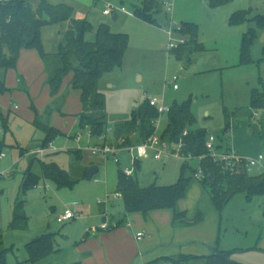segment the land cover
Listing matches in <instances>:
<instances>
[{
	"label": "rangeland",
	"instance_id": "374dc122",
	"mask_svg": "<svg viewBox=\"0 0 264 264\" xmlns=\"http://www.w3.org/2000/svg\"><path fill=\"white\" fill-rule=\"evenodd\" d=\"M24 1L34 4L35 0ZM67 2H72L67 5L74 11L87 13L92 30L86 33V40L94 39L100 24L128 36L122 66L104 74L98 84L105 98L109 129L105 141L94 138L88 130H79L80 93L67 87L72 73L63 80L57 97L51 98L38 52L35 49L20 51L15 66L3 73L5 86L10 91L0 95V109L7 119L6 130L0 122V151L5 154L0 160V171L6 172L0 178V239L1 248L7 249L5 262L16 264L27 260L25 244L44 234H53L54 247L59 250L49 256L51 264L81 262L83 252L92 254L93 249V256L96 255L95 249L89 248L94 240L101 245L103 253L99 234L115 228L121 220L120 226L131 232L133 244L139 251L130 264H147L161 256L176 258L180 252L202 256L214 251H224L241 264H264V194L247 198L244 193H236L219 211L212 207L208 194L194 181L178 206L187 210L188 217L200 209L205 218L197 225L180 227L172 222L170 209L165 210L169 212L167 218L143 216L139 212L126 214L116 185L117 169L131 170L134 174L135 160L139 163L137 179L141 187L171 185L179 177L182 159L163 149L159 142L143 157L137 156L135 148L117 149L118 163L112 155L92 153L95 145H114V122L128 118L146 99L156 98L159 104L168 107L174 101H190L196 120L192 128L205 129L217 143L228 144L242 157L264 156V109H253L250 105L252 91H264V31H259L251 46L252 61L240 63L241 36L255 25L248 20L229 23L232 13L243 9L249 10L248 19L264 15V0H229L219 6H211L208 0H162L168 6L163 4L162 13L155 16L158 25L134 14L142 0ZM104 2L116 8L124 7L126 12L116 11L118 19L115 21L114 12L101 14ZM188 22L198 28L199 34L193 42L174 30ZM64 28L61 24L42 31L46 50L56 51L59 41L52 39L58 32L57 40L63 41ZM180 38L183 41L177 42ZM170 43L174 44L173 48H169ZM198 43L205 47L203 52L187 54L188 51L182 60L176 58L174 48L178 44H182L186 52ZM18 76L24 79L22 84L18 83ZM174 84L178 86L176 90ZM49 109L50 125L63 135L42 146L44 134L32 121L36 113L43 116L44 121L43 114ZM227 119L230 128L225 131ZM164 124L165 113H162L157 121V137ZM21 149H24L23 155ZM38 149L47 152L35 156ZM157 149L161 150L160 159L154 157ZM31 162V171L39 176L38 183L22 194L20 186ZM42 163H56L73 181L72 187L58 189L52 181L41 177ZM92 167L97 171L88 178L86 172ZM190 167L198 170V161L192 159ZM16 200H23V213L28 222L25 229L10 228ZM67 210L74 216L58 222V217ZM104 217L107 230L100 229ZM106 249L112 256L115 254ZM188 264L203 262L193 260Z\"/></svg>",
	"mask_w": 264,
	"mask_h": 264
},
{
	"label": "trees",
	"instance_id": "16d2710c",
	"mask_svg": "<svg viewBox=\"0 0 264 264\" xmlns=\"http://www.w3.org/2000/svg\"><path fill=\"white\" fill-rule=\"evenodd\" d=\"M208 1L211 6H219L229 0ZM162 6V0H142L141 7L135 9L134 14L148 23L158 25L155 16L162 13ZM248 14L249 10L243 9L232 13L229 18L230 24L248 20L253 21L255 25L248 28L241 36L240 63L252 61L251 46L258 38L259 31H264V15H256L248 19ZM62 22L68 23L63 41L58 44L56 51L46 52L42 45L41 28ZM91 30L89 20L85 17H74L72 8L66 4H50L47 0H38L37 6L33 7L24 0L0 2V95L10 91L5 86L3 73L15 66L21 50L35 49L44 67L49 96L57 97L63 80L71 72L69 86L80 93L81 110L77 114L79 130L88 128L90 135L105 141L109 126L105 113V98L99 91L98 84L104 74L122 66L128 47V36L124 33H114L108 25L100 24L94 39L88 41L85 35ZM177 32L188 42H193L199 33L197 26L190 22L182 23ZM204 50L202 43L191 46L186 52H183L182 44L174 48L178 60H182L188 51L187 54ZM22 82V79L18 78V83L22 84ZM21 88L27 91L25 87L21 86ZM250 105L253 109H264V91H252ZM50 109L43 114L44 121H42L43 116L37 113L32 121V125L44 134L42 146L47 145L55 137L63 135L60 130L50 125L48 118ZM159 116L157 108L151 106L146 99L131 112L128 118L113 123V144L117 149H130L143 143L156 132ZM195 121L190 101L181 103L174 101L165 113V124L159 133V138L168 147L180 144V153L184 158L175 183L141 187L137 179L139 170L137 160L133 164L134 174L127 175L122 169H117L116 192L122 198L126 214L139 212L147 216L155 210L170 209L173 223L180 227L197 225L205 218L202 210L197 209L188 217L186 210L178 208V202L184 198L188 187L194 181H197L208 194L212 207L219 211L236 193H244L247 198L264 194V172L248 173L243 165L244 162H238L233 170L213 162L205 148L208 133L203 128H192ZM0 122L2 129L6 130L7 119L4 118L1 109ZM229 128L230 122L227 119L224 130L227 131ZM184 131L187 133L184 134ZM192 159L198 161V170L202 172L200 177H196L197 170H192L190 167ZM31 165L32 162L23 176L20 186L22 194L38 183L39 176L31 171ZM41 177L52 181L58 189L71 188L73 185L68 174L56 163H42ZM27 223V217L23 213V200H16L10 228L25 229ZM120 224L121 220L115 226ZM1 246L0 239V264H7L5 262L7 249ZM25 247L29 255L28 259L16 264H51L48 261L49 256L59 251L54 247L53 234L39 236L26 243ZM193 260H201L203 264H241L233 261L224 251H214L204 256L159 257L147 264H188ZM72 264H81V262Z\"/></svg>",
	"mask_w": 264,
	"mask_h": 264
},
{
	"label": "built area",
	"instance_id": "2783aa9c",
	"mask_svg": "<svg viewBox=\"0 0 264 264\" xmlns=\"http://www.w3.org/2000/svg\"><path fill=\"white\" fill-rule=\"evenodd\" d=\"M8 0H0V2H6ZM122 11V12H126L124 7H120V8H116L113 5H111L110 3L105 4V8L102 11L103 15H110L115 11ZM174 29H176V31H179L180 26H176ZM170 34H172V30L169 31ZM177 42H182V38L180 39H176ZM174 44L170 43L169 44V48H173ZM176 80V77H173V81ZM178 86L177 84L173 85V88L176 89ZM148 102L151 106H154L157 108V111L159 114L162 113H167L169 107L168 106H164L158 103V100L156 98H148ZM156 128H157V124H156ZM85 130H88V128H85ZM89 131V130H88ZM187 132L184 131V134H186ZM77 138H79L78 135H76ZM159 142L161 144V147L163 149H167L169 151V153L174 154L175 156L179 157L180 159H184L183 156L180 153V144L174 146L173 148L168 147L165 143H163L159 137L156 136V132L150 136L146 141H144L141 144L136 145L135 150H136V154L138 157H143L147 154V150L154 148L155 144ZM130 148V149H133ZM205 148L208 151V155L212 158L213 162L218 163L222 166H224L225 168H228L230 170H233V168L235 167V165L238 162H244V167L246 172L248 173H252L253 171H256V173H261L264 172V156L262 154H258L256 157H242L240 156L236 150L231 147V146H227L222 148L221 146H219V143L216 142L215 137L211 134H207V138L205 141ZM116 150L117 148L115 147V145H106V144H102V145H98V146H94L92 148V153L93 154H104V155H112L114 157V161L116 163L119 162L117 156H116ZM44 149H38L35 151V153H39V154H43L44 153ZM5 156L4 153L0 152V159H2ZM154 157L156 159H160L161 158V150H156ZM190 158H188L189 160ZM125 173L127 175H131L132 172L131 170L125 171ZM6 174V172H2L0 171V176L3 177ZM202 175V172L200 170H197L195 176L196 177H200ZM120 195L119 193H117V196ZM100 203V202H99ZM76 203H74L73 205H75ZM74 215L71 211L67 210L65 212L64 215L58 217L57 221L58 222H63L67 219L72 218ZM137 236H140V233L137 234Z\"/></svg>",
	"mask_w": 264,
	"mask_h": 264
},
{
	"label": "crops",
	"instance_id": "0c3cea01",
	"mask_svg": "<svg viewBox=\"0 0 264 264\" xmlns=\"http://www.w3.org/2000/svg\"><path fill=\"white\" fill-rule=\"evenodd\" d=\"M47 1L50 4H66L67 5V3H72V2H67V0H53V1L52 0H47ZM37 3H38V0H35L34 1V4H31V5L33 7H36L37 6ZM107 3L108 2H104L103 3V5H102V11L105 8V4H107ZM163 4L165 6H168V4L166 2H163ZM68 6H70V5H68ZM70 7L73 10L74 17H76V18H83V17H85V18L88 19L87 13L80 12V11L79 12H76V11H74V8L72 6H70ZM102 11H101V14H102ZM104 16H106V15H104ZM113 18H114L115 21L118 19V14L116 13V11L113 13ZM61 24H64L65 25V28L63 29L64 30L63 32L65 33V31L67 29V26H68V23L67 22H62V23H58V24H54V25H47V26H44V27L41 28V40H42L43 48H44V43H43V39H42V36H43V32L42 31H44L45 28L54 27L56 25L58 26V25H61ZM57 35H59L58 32L55 35V38L53 37L54 39H52V40H53V42L59 41V43H60L62 40H60V38H59V40H57ZM23 50H26V49H23ZM44 50H46V49L44 48ZM51 50H53V49H51ZM51 50H48L47 49L46 51L54 52V51H51ZM41 63H42V61H41ZM42 67H43V64H42ZM43 74L45 76V81H46V74L44 72V67H43ZM18 78H21L22 79V77L18 76L17 77V81H18ZM23 80L24 79H22V81ZM69 81H70V79H69ZM69 81L67 83V87L69 86ZM176 89H174V90H176ZM14 108H16V105H14ZM1 144H0V146H1ZM219 144H220V146L222 148L229 146L228 144H223L222 141H220ZM23 150L22 149L20 150L21 155L24 154V151ZM46 152H47V150L44 151L43 154H45ZM37 154H39V153H36L35 156ZM43 154H40V155H43ZM0 178H1V176H0ZM178 208H179V206H178ZM180 209L183 210V207H180ZM165 210L166 209L155 210V211L150 212L149 214L154 215V216H158L159 215L158 217L162 216L164 218H167L168 215H169V212H166ZM105 222H106V218H105ZM105 222H103V225L100 228L101 230H103V229L106 230L105 229L106 227L108 228V226L105 225ZM120 225L115 226V228H111V230H107V232H104V233L99 234V236H98L99 237V240H101L102 243H103V245H104V251H103V253H102V250H101V248H102L101 245H98L95 242V240H94V242L91 243L92 245H90L89 248H94L95 249L94 255L95 254L96 255L93 256V249H92V254L90 252H83L82 255H84V258L81 261V264L82 263L83 264H94V261H96L97 264H130V262L132 261V258L135 256V254L137 253L138 250H136V245L133 244L131 232H129L127 228H125L123 226H120ZM106 248L111 249L113 253L115 252V254L112 256L111 253L109 252V250L106 249ZM138 253H139V251H138ZM209 254H211V253H209ZM209 254H207V255H209ZM179 255L199 256V255L184 254V253H181V252L178 254V256ZM202 256H204V255H202ZM161 257H168V256H161ZM196 261H199V260H196Z\"/></svg>",
	"mask_w": 264,
	"mask_h": 264
},
{
	"label": "water",
	"instance_id": "95a60500",
	"mask_svg": "<svg viewBox=\"0 0 264 264\" xmlns=\"http://www.w3.org/2000/svg\"><path fill=\"white\" fill-rule=\"evenodd\" d=\"M97 171L95 167L89 168L86 172L88 178H91L93 174ZM103 222H105V218H103Z\"/></svg>",
	"mask_w": 264,
	"mask_h": 264
}]
</instances>
